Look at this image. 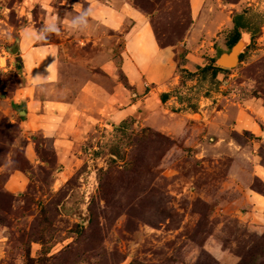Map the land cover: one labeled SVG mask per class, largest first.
<instances>
[{
  "label": "rangeland",
  "instance_id": "374dc122",
  "mask_svg": "<svg viewBox=\"0 0 264 264\" xmlns=\"http://www.w3.org/2000/svg\"><path fill=\"white\" fill-rule=\"evenodd\" d=\"M126 2L174 49L168 107L186 114L170 117L169 131L138 115L97 125L62 163L13 101L21 30L58 17L59 34L38 43L60 46L62 79L41 92L63 99L94 54L106 48L119 65L123 38L96 26L106 47L84 45L85 32L59 19L87 0H0V264H264V224L245 195L264 202V25L235 67L200 68L228 49L233 13H264V0Z\"/></svg>",
  "mask_w": 264,
  "mask_h": 264
},
{
  "label": "crops",
  "instance_id": "0c3cea01",
  "mask_svg": "<svg viewBox=\"0 0 264 264\" xmlns=\"http://www.w3.org/2000/svg\"><path fill=\"white\" fill-rule=\"evenodd\" d=\"M87 1L93 29L88 26L84 31L87 37L82 43L106 47V38L99 35L96 26L118 32L123 38L120 63L116 64L106 48L94 54L91 60L96 63L69 99L41 92L62 79L59 44L33 41V26L21 30L18 42L24 84L17 88L13 101L25 109L24 127L50 138L62 163L69 161L77 140L97 125L116 126L138 115L146 125L169 131L170 117L186 114L179 107L177 112L169 108V98L161 99L175 82L176 55L173 48L158 43L148 17L127 0ZM191 8L193 11L192 3ZM75 9L79 11L77 5ZM47 66L49 72L45 71ZM120 73L125 82L119 79ZM247 122L243 119L242 126L247 128ZM253 172H257L256 167ZM245 195L264 224V202L254 198L249 190Z\"/></svg>",
  "mask_w": 264,
  "mask_h": 264
},
{
  "label": "trees",
  "instance_id": "16d2710c",
  "mask_svg": "<svg viewBox=\"0 0 264 264\" xmlns=\"http://www.w3.org/2000/svg\"><path fill=\"white\" fill-rule=\"evenodd\" d=\"M233 28L230 32L228 38L226 39V46L230 49L241 37L242 31H247L250 33L251 42L247 49L254 46L256 39L262 33V26L264 25V13L253 11L252 9L245 8L241 12H235L232 15ZM221 53V51H220ZM245 52L240 54V61L243 59ZM202 72L209 69L212 71V75L216 76L219 72H224L228 69L217 66L216 58L212 59V64L200 67ZM169 98V93H163L161 95L162 101ZM125 121V120H124ZM263 238V237H262ZM262 255H264V240L261 244ZM240 264H245V260L242 259Z\"/></svg>",
  "mask_w": 264,
  "mask_h": 264
},
{
  "label": "clouds",
  "instance_id": "9594fccd",
  "mask_svg": "<svg viewBox=\"0 0 264 264\" xmlns=\"http://www.w3.org/2000/svg\"><path fill=\"white\" fill-rule=\"evenodd\" d=\"M92 15V10L90 8H83L76 14L71 12L64 18H59L66 23L67 27L74 31L82 32L85 31L89 26V18ZM60 32V23L58 22L57 16H52L47 21L43 22L39 28H33L31 30V39L35 42L46 41L50 34L58 35ZM49 72L48 66L45 69Z\"/></svg>",
  "mask_w": 264,
  "mask_h": 264
},
{
  "label": "water",
  "instance_id": "95a60500",
  "mask_svg": "<svg viewBox=\"0 0 264 264\" xmlns=\"http://www.w3.org/2000/svg\"><path fill=\"white\" fill-rule=\"evenodd\" d=\"M247 32V31H242V33ZM249 35V41L248 43L242 47L240 45V38L239 40L230 48L227 49L226 51H223L217 58V65L223 68H233L237 65V63L240 60V54L243 53L244 49L246 47H248L249 43L251 42V37H250V33L247 32ZM17 47H14L12 49L13 52L18 51L19 49V45H16ZM20 112H24L25 113V109L23 107V109H20Z\"/></svg>",
  "mask_w": 264,
  "mask_h": 264
},
{
  "label": "bare ground",
  "instance_id": "6f19581e",
  "mask_svg": "<svg viewBox=\"0 0 264 264\" xmlns=\"http://www.w3.org/2000/svg\"><path fill=\"white\" fill-rule=\"evenodd\" d=\"M249 41V35L247 32L241 34L240 45L244 47Z\"/></svg>",
  "mask_w": 264,
  "mask_h": 264
}]
</instances>
